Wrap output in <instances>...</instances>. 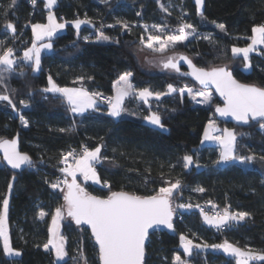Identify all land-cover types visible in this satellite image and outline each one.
I'll use <instances>...</instances> for the list:
<instances>
[{"label":"trees","instance_id":"trees-1","mask_svg":"<svg viewBox=\"0 0 264 264\" xmlns=\"http://www.w3.org/2000/svg\"><path fill=\"white\" fill-rule=\"evenodd\" d=\"M172 1L176 10L169 15L160 7L166 0H160L159 4L157 0H108L107 5L100 0H57L50 11L59 21L69 25L49 40L52 51L41 56V69L33 73L31 67L21 63V58L32 43L31 25L46 21L49 12L43 11L44 0H36L35 4L32 0H17L7 17L15 25L14 34L6 29L3 16V9L11 0H0V41L14 49V58L20 65L6 81L9 89L16 90L11 93L16 111L7 102L0 101V140H11L18 135L20 151L35 163L34 168L14 173L0 157V198L7 193L9 182L14 185L9 198L10 243L14 250L22 253L16 260L8 259L0 242V264H54L53 254L43 249L51 215L43 220L37 217L41 210L51 213L63 203V198L60 189L53 190L45 179L53 181L61 176L57 170L63 167L58 163L61 153L73 150L79 153L82 146L93 149L98 145H103L101 156L107 159L96 164L97 174L102 182H109L112 191L150 195L164 185V180L180 179L182 193L176 196L173 205L212 202L218 207H229L230 211L251 213L252 218L239 221L235 230L217 233L197 212L190 208L178 209L180 217L173 222L174 235L164 232L149 235L145 264H172L175 255L184 259L181 234L193 244L209 245L201 251H192L189 260L192 264H236L234 257L222 252H206L213 249L212 244L225 240L244 250H264V161L257 158L249 166L239 163L219 166L214 163L220 155L219 147L200 146L205 126L214 120L219 128L229 129L236 135L240 155L255 153L259 157L264 154V134L258 129L261 121L236 125L219 119L215 109L222 106V101L213 92L210 91L211 105L205 107L194 104L186 93L181 96L179 89H202L181 75L180 71L186 72L185 67L179 65V73L160 67L150 73L140 67L136 57L141 24L158 23L173 30L183 19L193 24L196 31L214 33L216 43L192 38L186 44L177 45L176 52L191 59L197 68L210 70L227 66L237 81L264 86V45L249 56L248 70L243 57L233 58L231 52L233 46L247 47L253 25L264 23V0H204L201 15L196 12L194 0ZM85 17L92 23L79 29L73 26V21ZM118 20L126 21L131 31L121 28ZM220 23L225 25V32L216 27ZM97 31L110 39L103 43L96 41ZM21 68L24 76L19 75ZM127 70L133 72L131 82L136 89L147 87L163 93L170 84L177 89L169 96L150 102L149 109L161 116L166 131L144 123L149 109L133 98L125 99V110L117 119L109 116L107 107L101 103L83 115L74 116L62 98L41 91L48 86L51 76L58 87H83L111 97L113 83ZM77 77H84V80L73 83ZM3 91L0 87V93ZM21 101L29 106L24 108ZM21 114L28 120L27 128L21 123ZM61 128L72 130L61 132ZM186 154L194 161L189 170L183 167L182 157ZM78 183L92 195L105 197L109 194L107 188L94 187L82 178ZM197 187L205 191L195 192L193 189ZM61 234L65 237L68 255L58 264H77L73 257H77L80 247L88 264H99L96 247L85 228L73 225L65 217L61 222Z\"/></svg>","mask_w":264,"mask_h":264},{"label":"snow or ice","instance_id":"snow-or-ice-1","mask_svg":"<svg viewBox=\"0 0 264 264\" xmlns=\"http://www.w3.org/2000/svg\"><path fill=\"white\" fill-rule=\"evenodd\" d=\"M36 0H32L35 4ZM101 3L108 4V0H100ZM17 0L11 2L3 9V16L5 17V27L7 30L15 33V25L13 22L7 20L9 11L15 7ZM45 7L52 9L57 3V0H44ZM160 3V0H157ZM204 0H195L196 12L201 15V8ZM161 11L171 14L169 9L164 5H160ZM140 15V13H137ZM183 15H186L183 14ZM47 24H32V46L23 51L22 60L25 65L31 67L33 73L41 69V49H51V43H44L37 47V42L45 38L49 40L59 30L65 27L64 23H58L56 17L49 11L47 17ZM77 29L81 24H91L92 20L85 17V19H77L72 22ZM121 28L131 31L129 24L126 21H117ZM101 27H104L101 22ZM113 27V25H107ZM148 32L147 26H143ZM155 29V34L148 32L147 38L142 35L139 39V46L137 51L142 52L145 49L150 50L154 54H159V59L149 60V63L158 64L162 70H174L179 73V61H184L189 69L188 73L183 75L192 76L201 86L199 91H193L191 88L179 89L181 96L187 92L189 97L198 103L209 104L212 100V95L206 89L209 86L215 88L216 93L223 99V107L217 106L215 111L221 117H232L235 121L243 124H248L250 120L255 121L259 118L261 121L260 128L264 130V86L255 84H242L233 78L232 72L223 67H212L210 70L204 68H197L193 65L191 59L183 54H176L177 45L184 44L189 40L190 36L196 33L193 24L181 20L175 31L165 33L164 28L159 25L152 26ZM166 27V26H165ZM220 32H225V25L216 24ZM252 35L250 37L251 43L247 47L239 48L233 46L231 49L232 57L236 58L240 54L243 55L244 66L249 68V53L256 50V45H264V23L253 25L251 29ZM98 40L108 41L110 38L102 31H97ZM204 40H208L215 44L216 41L211 34L203 35ZM88 39L87 37L85 38ZM0 87L4 89L0 93V101L7 102L16 111V105L12 99L11 93L15 89H9L6 84L10 74H12L16 67L20 65L15 57V51L12 47H7L5 42L0 41ZM173 52V55H166L168 52ZM20 76H24L23 68L19 72ZM133 72L127 70L123 72L118 80L113 83L114 95L107 98L109 105L107 114L113 118L119 117L125 110L124 101L126 98H133L138 101H143L145 104L149 103V98L160 100L161 96L176 92L177 89L173 85H168L167 93L153 92L149 88L136 89L131 82ZM92 79V77H88ZM84 77H77L73 83L82 82ZM44 93H52L58 98H62L72 113L80 114L89 108H93L96 104V97L100 95L98 92H89L83 87H58L54 83L51 76L48 77V86L41 90ZM199 97V100H197ZM47 98V97H46ZM21 105L27 108L29 105L21 101ZM149 124L157 128H164L161 116L156 112H151L144 118ZM20 120L23 127H28V120L23 114L20 115ZM72 129L61 128V132H69ZM217 132L215 122L210 120L205 126L203 140L215 141L220 145L221 151L219 158L214 162L215 164L239 163L241 165H251L257 158L264 161V154L257 155L255 153L248 156L240 155L237 151L236 135L224 129L222 134H214ZM103 139V138H101ZM103 145H98L93 149L87 146H82L81 153L77 154L75 150L61 153V159L57 170L61 176L56 177L55 180L49 181L45 179V183L53 189H60L62 193L63 203L55 207L51 213L43 210L39 211L38 219L43 220L45 216L51 215V222L47 228V242L43 244V249L46 252L54 254V264L63 261L68 255L65 248V237L60 233V222L67 217L78 227L84 225L91 231V237L97 250L99 264H145V242L148 239L150 229H159L160 227L173 229V215L177 208H191V204L176 203L173 206V201L176 196L182 193V181L176 179L174 182L164 180V185L159 187L154 194L137 195L127 191H112L108 181H101L97 174L96 164L106 160L107 157L101 156V149ZM0 151L3 152V162L13 170H21L22 168H34L35 163L32 158L17 150V140H0ZM72 158L71 162L69 158ZM183 167L188 169L194 163L191 155H184L182 157ZM42 162V161H41ZM115 163V161H111ZM170 167H174L170 165ZM196 167H200L196 163ZM15 177H13L14 179ZM70 178V179H69ZM83 181H91L93 184H100L101 187L107 188L109 194L105 197L90 194L85 187L78 183V179ZM64 187H61V186ZM13 183L9 182L7 186V193L0 198V242H2L3 253L5 256L13 257L20 256L22 253L14 250L10 245L8 233V217L10 208L9 194L13 190ZM195 192L203 193V187L193 189ZM204 222L221 230L224 227H230L231 221H244L246 218L251 219V213L247 211H230L229 207H225L222 214L213 217L204 215ZM180 247L183 248L185 256L192 255L194 248L201 247L208 248V244H193L192 240L181 234ZM37 247H40L37 245ZM213 249L221 250L226 256L234 257L236 264H252L254 261L264 262V250L256 251L251 248L247 250L241 249L227 240L219 244H212ZM73 260L80 264H88L87 258L84 254L83 248L77 249V257ZM66 264V262H65ZM172 264H187L180 255L173 257Z\"/></svg>","mask_w":264,"mask_h":264},{"label":"rangeland","instance_id":"rangeland-1","mask_svg":"<svg viewBox=\"0 0 264 264\" xmlns=\"http://www.w3.org/2000/svg\"><path fill=\"white\" fill-rule=\"evenodd\" d=\"M45 6V5H44ZM55 6V5H54ZM53 6V7H54ZM164 6L166 7V8H168L169 9V12H171V11H173V10H176V5H175V3L172 1V0H166V2H165V4H164ZM203 6H204V3H203ZM203 6H202V8H201V12H202V10H203ZM52 7V8H53ZM50 11V9H48V12ZM83 25H86V24H81L80 25V28L83 26ZM147 26V28H148V32H151V33H153V34H155V29L152 27L153 25H159V26H161L162 28H164V32L165 33H170V32H173V31H175V29H173V30H168L167 29V27H165L164 25H162V24H158V23H149V24H141V27H142V32H141V36L143 35L144 37H145V40H146V38H147V34H148V32H146L145 31V28L143 27V26ZM90 27V26H89ZM90 28H92V27H90ZM206 34H211V36H212V38L215 40V36H214V33H212V32H210V31H196V33L195 34H193V36H190L189 37V40L190 39H192V38H198V37H202L203 35H206ZM198 39H202V38H198ZM188 40V41H189ZM204 40V39H203ZM96 41H98V42H101V43H103V42H107V41H104V40H98V38H96ZM206 41H208V40H206ZM47 43H51L50 41H49V39L46 41ZM210 42V41H209ZM187 43V41H185L184 42V44H186ZM235 47H237V46H235ZM240 48V47H239ZM180 52H176V54H179ZM174 53L173 52H168V53H166V55H173ZM136 57H137V60H138V63H139V65H140V67L144 70V71H146V72H150V73H154V72H156L157 70H158V64H155V63H149L148 61L149 60H157V59H159V54H154V53H152L150 50H148V49H145L144 51H142V52H139V51H137L136 52ZM40 71V70H39ZM38 71V72H39ZM38 72H36V73H38ZM174 87V86H173ZM193 91H199L198 89L196 90V89H194V88H191ZM167 91H168V87L166 88V90H165V92H163V93H167ZM208 91V90H207ZM210 92V91H209ZM113 93H114V91H113ZM174 93V92H173ZM173 93H171V94H173ZM184 93H186L187 95H188V93L187 92H184ZM211 93V92H210ZM171 94H168V95H163V96H161V98L162 97H166V96H169V95H171ZM211 95H212V93H211ZM189 96V95H188ZM190 98V97H189ZM191 99V98H190ZM192 100V99H191ZM197 100H199V97H197ZM192 102L194 103V104H196V105H199V106H203V107H205V106H209V105H211V102L209 103V104H201V103H198V102H195V101H193L192 100ZM102 104V103H101ZM104 105V104H103ZM105 106V105H104ZM149 106H150V101H149V103L148 104H146V107L149 109ZM106 107H108V106H106ZM148 112H149V114L151 113V112H154L153 110H151V109H149L148 110ZM148 114V115H149ZM118 117H116V118H114V119H117ZM212 121H214V120H212ZM215 122V121H214ZM145 123L146 124H148L149 126H151V127H153V128H156V129H158V130H167V129H165V128H157L156 126H154V125H151V124H149L146 120H145ZM215 126H216V129H217V132L216 133H214V134H222L223 133V130L224 129H226V128H223V129H221V128H219L216 124H215ZM258 129H259V131L262 133V134H264V130H262L261 128H260V126L258 127ZM229 130V129H228ZM231 131V130H230ZM203 135H204V133H203ZM203 140V136H202V139H201V141ZM205 145H212V146H218L219 147V152L221 151V148H220V145L218 144V143H216L215 141H204V143L202 144H200V146H205ZM229 164V163H228ZM224 165H226V164H219V166H224ZM193 166V164L192 165H190L189 166V168L188 169H186V170H189L191 167ZM244 166H249V165H244ZM87 183H89V184H91L92 186H94V187H97V188H103V187H101V185L100 184H93L91 181H88ZM10 196H11V193L9 194V198H10ZM179 209V208H178ZM235 222H237L238 223V221H235ZM61 224V223H60ZM214 228V227H213ZM198 251H201V250H199L198 249ZM220 252H222L221 250H220ZM236 260V259H235ZM253 263V262H252ZM187 264H192L191 262H187Z\"/></svg>","mask_w":264,"mask_h":264},{"label":"built area","instance_id":"built-area-1","mask_svg":"<svg viewBox=\"0 0 264 264\" xmlns=\"http://www.w3.org/2000/svg\"><path fill=\"white\" fill-rule=\"evenodd\" d=\"M43 11H48V8L43 6ZM21 63L25 65V62H23L22 58H21ZM107 98H109V97L101 96V95L96 97V99H98L100 103L104 104L105 106H109L107 103ZM81 151H82V147L80 148L79 153H81ZM79 153H77V154H79ZM69 160L71 162L72 158ZM62 187H63V185H62ZM173 206L175 207V205H173ZM190 209L192 211L197 212L202 217V219L204 221V216L201 215V212H203L204 215H207L209 217H213V216H216L218 214H222L225 207H223V208L218 207V206L214 205L212 202H203V203L194 204ZM179 217H180V214H179V211L177 208L175 211V218H179ZM230 225H231L230 227H224L221 230H218L217 228L214 227V230L217 233H223L226 230H235L237 228L238 223L235 221H231ZM208 251H211V250H206V252H208ZM190 256H185V258L183 260H185L186 262H189Z\"/></svg>","mask_w":264,"mask_h":264},{"label":"water","instance_id":"water-1","mask_svg":"<svg viewBox=\"0 0 264 264\" xmlns=\"http://www.w3.org/2000/svg\"><path fill=\"white\" fill-rule=\"evenodd\" d=\"M179 65L185 67V69H186V72H185V73H188V72L191 71V69H189L188 65H187L184 61H179V63H178V67H179ZM180 73H181L182 76H184V77H186V78H189V79L193 80L194 82H196V83L198 84V86L202 88V86H201L196 80H194L192 76H189V75H183V72H181V71H180ZM233 78H234V77H233ZM234 79H235V78H234ZM238 82H239V81H238ZM239 83H241V82H239ZM242 84H244V83H242ZM206 90H209V91L213 92V93H214V94H215V95H216V96L222 101V106H221V107H223V103H224V102H223V99L219 96L218 93H216L215 88L212 87V86H209V88L206 89ZM217 115H218L217 117H218L219 119L223 120V121L232 122V123H234V124H236V125H243V123L235 121V120H234L232 117H230V116H228V117H221L218 113H217ZM257 120H259V118H258ZM250 121H252V120H250ZM255 121H256V120H255ZM13 138H15V139L17 140V150H18L19 152H21V151H20V146H19L18 135H15ZM13 138H12V139H13ZM21 153H23V152H21ZM0 157H1L2 162H3V152H2V151H0ZM3 164H4V165H5L10 171H12V172H14V173H18V172L23 171L24 169H26V167H24V168H22L21 170H13V169H11L10 167H8L7 164H6L5 162H3ZM63 187H64V186H63ZM65 217L68 218V219L73 223V225L77 226V225L75 224V222L71 220V218L67 217L66 214H65ZM174 220H175V214L173 215V222H174ZM77 227H78V226H77ZM82 228H85V229L88 231V233H89V235H90V237H91V231H90V229H88L86 225L82 226ZM153 232H164V233H166L167 235H174V234H175L174 224H173V229H168V228L160 227L159 229H150V230H149V233H150V234L153 233ZM148 238H149V237H148ZM91 239H92V237H91ZM92 241H93V239H92ZM147 242H148V239H147L146 242H145V247H146ZM93 244H94V241H93ZM98 262H99V260H98Z\"/></svg>","mask_w":264,"mask_h":264},{"label":"crops","instance_id":"crops-1","mask_svg":"<svg viewBox=\"0 0 264 264\" xmlns=\"http://www.w3.org/2000/svg\"><path fill=\"white\" fill-rule=\"evenodd\" d=\"M194 2H195V0H194ZM49 14V13H48ZM53 14V13H52ZM54 15V14H53ZM55 16V15H54ZM47 17H48V15H47ZM56 17V16H55ZM56 19H57V22L58 23H64L65 24V27L63 28V29H61V30H59V31H57L53 36H55V35H57V34H59V33H62V32H64V30H65V28H66V26L67 25H69V23H67V22H62V21H59L58 20V18L56 17ZM48 23V20H47V18H46V21H45V23H40V24H47ZM30 30H31V37H32V40H33V35H32V29L30 28ZM52 36V37H53ZM51 37V38H52ZM48 40V38H45L44 40H42V41H38L37 42V47H39L41 44H44V43H47L46 41ZM250 43H251V41H250ZM32 46V43H31V45L29 46V47H31ZM28 47V48H29ZM261 48H263V45H260V44H257L256 45V50L255 51H253V52H250L249 53V56L250 55H252V54H254V53H256L259 49H261ZM26 50V49H25ZM52 51V48L51 49H44V48H42L41 49V56L43 55V54H48V53H50ZM22 56H23V53H22ZM239 56H242L243 57V55L242 54H240ZM249 68H246V70H248ZM133 84V83H132ZM113 95H114V93H113ZM112 95V96H113ZM111 96V97H112ZM152 100H156L154 97L153 98H149V101L151 102ZM145 106H146V104L143 102V101H141ZM98 103H100L99 102V100L98 99H96V104L94 105V106H96ZM66 105H67V103H66ZM68 106V105H67ZM94 106H93V108H94ZM68 108H69V106H68ZM93 108H89V109H87L85 112H83V113H80V114H76V113H72L71 111H70V113L72 114V115H74V116H80V115H83V114H85L86 112H88V111H90V110H92ZM109 108V106L107 107V109ZM144 123H145V119H144ZM51 222V221H50ZM61 222H62V220H61ZM60 222V223H61ZM209 225V224H208ZM209 226H211V225H209ZM211 227H213V226H211ZM60 233H61V224H60ZM9 240H10V237H9ZM1 244H2V242H1ZM10 245H11V243H10ZM12 247V246H11ZM182 248V247H181ZM2 249H3V247H2ZM202 249V247L201 248H199V250H201ZM192 251H198V249H196V248H194ZM211 251H217V252H220V250L219 249H211ZM182 252H183V248H182ZM223 253V252H222ZM53 256H54V254H53ZM6 258H8V259H18L20 256H13V257H8V256H5ZM54 259H55V257H54ZM65 259V258H64ZM254 262H258V261H254ZM253 262V263H254Z\"/></svg>","mask_w":264,"mask_h":264}]
</instances>
